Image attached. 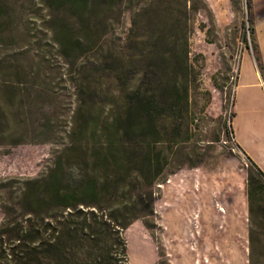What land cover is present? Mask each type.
I'll use <instances>...</instances> for the list:
<instances>
[{"label":"rangeland","instance_id":"1","mask_svg":"<svg viewBox=\"0 0 264 264\" xmlns=\"http://www.w3.org/2000/svg\"><path fill=\"white\" fill-rule=\"evenodd\" d=\"M99 1L91 31L73 8L48 19L41 0L22 2L17 38L5 49L17 55L0 89V222L32 209L25 194L52 167L76 114L87 135L98 129L111 101L97 92L115 86L109 75L152 65L163 87L173 74L163 57L178 15L169 0ZM187 8L195 80L184 116H164L153 135L167 170L153 186V213L123 231L128 263L264 264V194L252 211L247 199L249 172L256 173L247 155L264 171V0H188ZM129 9L141 10L138 32L157 45L137 61L143 43L124 45Z\"/></svg>","mask_w":264,"mask_h":264},{"label":"trees","instance_id":"2","mask_svg":"<svg viewBox=\"0 0 264 264\" xmlns=\"http://www.w3.org/2000/svg\"><path fill=\"white\" fill-rule=\"evenodd\" d=\"M22 2L0 0V89L9 82L6 74L10 58L17 55L6 56L5 49L8 40L17 38L24 13ZM106 2L111 4V0ZM187 2L169 0L168 4L171 14L178 12L168 43L169 53L163 54L173 63L172 76L163 87H158L152 65L140 69L137 62L130 70L123 67L109 75L115 86L97 92L100 98L111 101L104 103L108 111L98 129L87 135L82 128L86 120L82 122V117L76 114L67 142L52 167L36 178L25 194L33 210L7 213L2 218L0 264H129L123 231L134 220L146 219L153 213V186L167 170V156L160 157L159 140L153 135L164 116L174 119L184 116L189 88L195 80L189 65ZM41 3L49 11L48 19H52L51 12L55 9L73 8L90 31L96 26L103 6L99 0H41ZM129 10L132 20L124 45L131 39L136 44L143 43L140 53L133 54L137 61L144 54L156 52L157 45L138 32L141 10ZM250 32L255 39L253 26ZM255 58L260 60L259 50ZM95 94L84 99L92 100L89 98ZM164 98L168 99V107L162 104ZM4 118L5 111L0 107V135ZM247 157L256 169V173L249 172L247 179V199L252 211L264 194V171ZM129 161L135 166H125Z\"/></svg>","mask_w":264,"mask_h":264},{"label":"crops","instance_id":"3","mask_svg":"<svg viewBox=\"0 0 264 264\" xmlns=\"http://www.w3.org/2000/svg\"><path fill=\"white\" fill-rule=\"evenodd\" d=\"M259 166V165H258ZM261 168V167H260Z\"/></svg>","mask_w":264,"mask_h":264}]
</instances>
